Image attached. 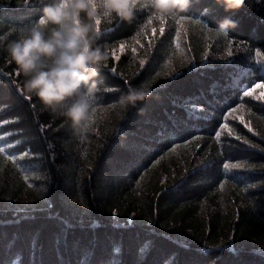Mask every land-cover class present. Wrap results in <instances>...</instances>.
<instances>
[{"label": "trees", "instance_id": "trees-1", "mask_svg": "<svg viewBox=\"0 0 264 264\" xmlns=\"http://www.w3.org/2000/svg\"><path fill=\"white\" fill-rule=\"evenodd\" d=\"M38 12L0 4L12 24ZM187 15L149 22L141 13L102 37L114 55L96 78V131L85 141L29 101L0 58V120H15L0 134L13 133L6 140L16 156L0 153V264H264V105L245 97L237 112L225 107L242 95L234 71L264 63V0L227 11L216 0H191ZM224 17L236 22L227 36L205 28ZM245 83L252 90L264 78ZM140 85L150 95L121 111L120 95ZM200 101L209 116L194 125L185 106ZM217 121L260 147L236 141ZM215 131L233 144L224 156ZM226 157L246 167L197 163ZM46 190L60 193L51 208ZM177 235L190 247L177 245Z\"/></svg>", "mask_w": 264, "mask_h": 264}, {"label": "clouds", "instance_id": "clouds-1", "mask_svg": "<svg viewBox=\"0 0 264 264\" xmlns=\"http://www.w3.org/2000/svg\"><path fill=\"white\" fill-rule=\"evenodd\" d=\"M191 0H0V4L38 5L35 17L20 24L0 17V58L12 65L13 83L53 118H61L77 141H85L98 119L96 78L114 55L113 44L102 40L138 14L151 22L187 19ZM225 10L239 9L245 0H216ZM209 31L227 36L236 22L224 17ZM143 30V26H141ZM121 49L125 47L120 45ZM149 89L130 86L118 100L119 109L136 107ZM112 108L113 106H108Z\"/></svg>", "mask_w": 264, "mask_h": 264}, {"label": "snow or ice", "instance_id": "snow-or-ice-1", "mask_svg": "<svg viewBox=\"0 0 264 264\" xmlns=\"http://www.w3.org/2000/svg\"><path fill=\"white\" fill-rule=\"evenodd\" d=\"M144 62L141 61V64H143ZM246 69V71H245ZM113 72H115V69H112ZM234 76L237 78H234L231 82L233 84V86L240 90V92L242 93V95L240 97H238V100L240 101L239 103L232 101L231 103H233L235 106L234 107H230L229 106V102L226 100L225 101V107L228 109V113H235L237 112L240 108L243 107L244 104V98H250V99H254L255 101L261 103L262 105H264V96H256L254 95V93L252 92L251 88L249 87L248 84L245 83V81L251 77V76H256L257 78H264V63H261L259 65H244L239 67L238 69H236L234 71ZM11 83V81H10ZM27 99L30 101L31 97H27ZM210 108L209 105L206 102L200 101L199 104H187L185 106V118L189 120L190 123L192 124H199L200 122H202L203 120H205L206 118H208L209 113L207 111V109ZM225 119H227V114L225 115ZM233 119H235V117L233 116ZM10 123H15V120H0V127H2L3 125L6 124H10ZM217 123L219 124V128L220 129H226L227 130V135L228 136H234L236 141H243V145H247L249 148H259L260 145L258 144H254L251 140L242 137L240 135H236L231 128L229 127L228 123H220L219 121H217ZM241 123H244V127L248 128V130L250 132L253 131L252 127L250 126L249 123H246L243 121V119L241 118ZM176 132V129L173 128V133ZM13 133L10 131H5L2 134H0V153H6L8 152V159L9 160H16V156L10 154V150L12 148L15 147L14 144L8 143L6 138L12 136ZM194 139H198L197 137H194ZM215 139L217 141L220 142L221 144V151H220V155L224 156V150L227 149H231L233 147V144L231 141H227L225 142L224 140H222V133L221 131H215ZM197 147H199V145H197ZM262 152H264V148L261 149ZM22 155H27V153H22ZM198 165L202 166V167H208L211 163H222V166L224 169H243L246 167L245 164L240 163V162H235V163H231L230 162V157H226L225 159H223L222 161H205V160H198L197 161ZM247 167L252 168L255 167V165H247ZM261 167H264V165H261ZM187 173L188 170L185 169V176L182 177V181L184 179L187 178ZM27 179V177H25ZM254 186V185H253ZM47 191V190H46ZM60 198V193L59 192H54L53 190L47 191V195L45 197V202L47 203L48 208H51L53 206V204ZM81 203H83V201H81ZM135 221H133V224L135 225ZM66 243H68L66 241ZM175 243L177 245L180 246H185V247H190L189 242L177 235L176 239H175ZM70 243H69V247H70ZM219 250V249H218ZM199 251V250H198ZM211 251V250H210ZM151 253L149 252H145V256L150 257ZM201 256H203L205 258L206 254L201 252L200 253ZM206 259H211V258H206ZM147 264H154V262H151L149 259L147 260Z\"/></svg>", "mask_w": 264, "mask_h": 264}, {"label": "rangeland", "instance_id": "rangeland-1", "mask_svg": "<svg viewBox=\"0 0 264 264\" xmlns=\"http://www.w3.org/2000/svg\"><path fill=\"white\" fill-rule=\"evenodd\" d=\"M256 91L259 96H264V85H256L253 87L252 92Z\"/></svg>", "mask_w": 264, "mask_h": 264}]
</instances>
